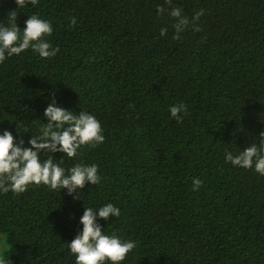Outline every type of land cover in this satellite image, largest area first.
Returning a JSON list of instances; mask_svg holds the SVG:
<instances>
[{"label":"trees","instance_id":"trees-1","mask_svg":"<svg viewBox=\"0 0 264 264\" xmlns=\"http://www.w3.org/2000/svg\"><path fill=\"white\" fill-rule=\"evenodd\" d=\"M175 6L190 22L203 9L199 32L190 23L173 39ZM12 10L21 35L31 15L50 22L59 52L0 63V134L30 147L55 99L93 115L105 139L74 158L40 153L66 175L96 165L99 184L0 192V262L75 264L67 244L84 208L111 203L120 216L97 217L103 234L136 242L120 264H264V176L224 158L264 141V0H0V26Z\"/></svg>","mask_w":264,"mask_h":264},{"label":"clouds","instance_id":"clouds-1","mask_svg":"<svg viewBox=\"0 0 264 264\" xmlns=\"http://www.w3.org/2000/svg\"><path fill=\"white\" fill-rule=\"evenodd\" d=\"M171 5V0H165ZM38 0H15L17 8H24L26 5H36ZM163 7H157V13L162 14ZM169 15L174 18L173 28L175 34L173 39H180V33L191 23L193 31H200L197 21L204 15L203 9L196 12L191 22L188 17L182 14L179 6L171 7ZM17 12L11 11L9 27L0 26V63L7 57L19 55L31 48L43 59L54 57L59 48H53L45 39L51 35L53 28L50 22L31 15L25 21L23 34L16 24ZM77 23L75 17L70 18V24ZM167 34V29L161 28V37ZM56 101H52L44 109V116L47 123L41 129L40 137H30L28 145L22 147L24 141L16 143L11 132L5 130L0 134V192L21 194L25 192L29 185H45L51 190L67 189L68 195L75 194L82 190L86 183L97 185L100 182L98 167L96 165L85 166L77 163L65 174V169L54 163V158L48 155L41 160L40 153L45 154L61 152L68 158H74L82 146L96 147L104 142L102 128L99 121L91 114L80 111L76 114L70 110L55 106ZM171 117L180 121V113L186 114V105L177 104L169 109ZM225 160L233 166L244 169H252L259 175L264 176V141L261 147L255 143L233 156L230 152H225ZM193 191L199 190L202 181L198 178L192 180ZM74 199H78L76 195ZM119 217L120 209L108 203L96 210L84 208L80 223L83 225L82 231L67 244L70 253L75 257V264H120L125 260L128 253L136 247V242L132 240L122 241L115 234L108 236L103 234V230L96 223L97 217L107 220L109 217ZM2 264V262H0Z\"/></svg>","mask_w":264,"mask_h":264}]
</instances>
